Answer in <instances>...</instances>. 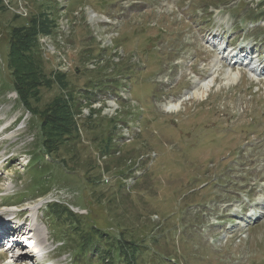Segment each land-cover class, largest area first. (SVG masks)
<instances>
[{"label":"rangeland","instance_id":"rangeland-1","mask_svg":"<svg viewBox=\"0 0 264 264\" xmlns=\"http://www.w3.org/2000/svg\"><path fill=\"white\" fill-rule=\"evenodd\" d=\"M24 1L4 0L26 15ZM222 2L54 0L58 33L39 39L45 71L85 85L78 52L93 51L89 69L112 62L111 77L84 89L108 93L81 101L74 161L63 148L36 153L39 126L5 85L0 42V212L26 210L20 222L41 229L53 264H75L77 245L66 235L59 247L64 232L48 202L88 212L105 231L92 262L264 264V20H254L264 8ZM10 20L0 14V24ZM57 92L43 91L42 105ZM26 258L16 264H33Z\"/></svg>","mask_w":264,"mask_h":264},{"label":"trees","instance_id":"trees-1","mask_svg":"<svg viewBox=\"0 0 264 264\" xmlns=\"http://www.w3.org/2000/svg\"><path fill=\"white\" fill-rule=\"evenodd\" d=\"M258 1V7L264 8V0ZM24 2L28 4L27 6L30 10L26 15L11 11L10 8H7L9 5L6 6L4 0H0V14L11 12L10 22L0 24V42L4 44L3 41H5L6 44L4 46L8 47L7 61L3 62L9 74V82L5 85L16 93L22 106L38 123L41 148L36 153H41L45 156L56 154L58 157L60 150L63 148V152L74 151L72 157L74 161L77 147V145H74L77 141L82 140V137L79 136L81 129L77 123L81 113V101L84 99H96L97 94H101V92L108 93V91L101 89L95 96L88 97L85 95L84 89L89 85L88 81L90 79L96 78L101 81L111 77L113 72L111 71L110 63L112 62L107 61L106 66H104L99 61L96 69H89L87 66L88 62L96 63L94 62L96 59L91 60L95 58L92 56L93 51L78 52V61L82 60L79 64L82 69H85L83 75L85 85H81L76 80L71 83L69 75L61 71L48 74L45 71L46 60L43 56L39 39L41 36L54 37L58 33V20L60 18L58 10L61 8L62 3H60V8H58L59 3H56L55 7L52 6L54 0H25ZM230 2L232 0H223L221 4ZM212 5H209L211 7L208 10L210 8L218 9L219 7ZM208 10L205 9L204 11L211 17L212 20L209 21L212 23L214 21L213 12L210 10L208 12ZM261 19L264 20V11L254 18V20ZM4 30H6L5 34ZM101 51L107 52L102 49ZM4 78L6 79L5 76ZM55 90L58 92L53 96V99L42 105L43 91L54 92ZM92 121L93 119L89 117L88 127H93V134L94 121ZM108 121L114 123V119ZM106 149L108 150V146H106ZM103 151L106 153L105 149ZM34 154H31V158L28 161L29 165L34 160ZM45 206V214H48V218L51 221L56 222L57 225L59 224L62 232H64V238H61L59 247L68 243V239H65L66 235L69 238V242L74 241L75 245H77L74 248V252H76L74 255L75 264H91L95 262V264H100L101 261L99 259L92 262L95 259L92 258L98 248V239L105 236V231L94 225L90 226V223L82 217L88 212L84 214L79 211L77 213L68 205L58 202L46 203ZM87 253L88 256H86Z\"/></svg>","mask_w":264,"mask_h":264},{"label":"bare ground","instance_id":"bare-ground-1","mask_svg":"<svg viewBox=\"0 0 264 264\" xmlns=\"http://www.w3.org/2000/svg\"><path fill=\"white\" fill-rule=\"evenodd\" d=\"M252 68V67H251ZM195 88H197V86H195L194 87V89ZM203 88H207L206 87V85L203 87ZM203 94H205V92L203 93ZM204 96V95H201L199 92H198V89H195V93H194V96ZM178 108H179V106L178 105H173V104H169V112H175V111H178ZM220 121V120H219ZM34 229H35V233H37L36 234V241H37V243L39 244V247H41V250H42V252H43V243H44V240H43V234H42V231H41V229L39 228V227H37L35 224H32L31 225ZM18 247V246H17ZM16 247V248H17ZM18 249V248H17ZM18 260H20V256H18V258H17Z\"/></svg>","mask_w":264,"mask_h":264}]
</instances>
